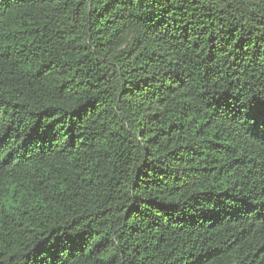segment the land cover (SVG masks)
I'll return each mask as SVG.
<instances>
[{"label": "trees", "instance_id": "1", "mask_svg": "<svg viewBox=\"0 0 264 264\" xmlns=\"http://www.w3.org/2000/svg\"><path fill=\"white\" fill-rule=\"evenodd\" d=\"M0 264H264V0H0Z\"/></svg>", "mask_w": 264, "mask_h": 264}]
</instances>
